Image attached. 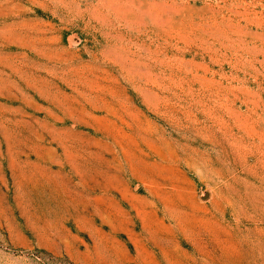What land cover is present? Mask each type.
Listing matches in <instances>:
<instances>
[{"label": "rangeland", "instance_id": "rangeland-1", "mask_svg": "<svg viewBox=\"0 0 264 264\" xmlns=\"http://www.w3.org/2000/svg\"><path fill=\"white\" fill-rule=\"evenodd\" d=\"M0 264H264V0H0Z\"/></svg>", "mask_w": 264, "mask_h": 264}]
</instances>
